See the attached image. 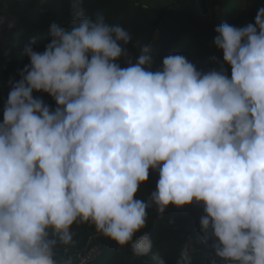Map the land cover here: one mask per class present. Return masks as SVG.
<instances>
[{
	"label": "clouds",
	"instance_id": "obj_1",
	"mask_svg": "<svg viewBox=\"0 0 264 264\" xmlns=\"http://www.w3.org/2000/svg\"><path fill=\"white\" fill-rule=\"evenodd\" d=\"M81 5L72 0L70 27L51 25L44 52L26 48L30 65L4 107L0 264H75L57 249L67 252L73 225L85 223L146 256L151 237L137 234L148 209L162 216L194 202L217 257L264 264V7L255 25L215 29L229 78L223 65L205 73L179 54L152 71L151 44L122 68L129 32ZM34 92L50 95L55 110ZM150 169L159 179L145 201L137 194ZM190 248L176 264H190Z\"/></svg>",
	"mask_w": 264,
	"mask_h": 264
},
{
	"label": "trees",
	"instance_id": "obj_2",
	"mask_svg": "<svg viewBox=\"0 0 264 264\" xmlns=\"http://www.w3.org/2000/svg\"><path fill=\"white\" fill-rule=\"evenodd\" d=\"M198 8L200 19H212L208 0H193ZM84 15L95 18L102 14L109 24H119L131 36V43H121L125 55L116 61L122 68L128 67L129 62L135 64L140 51L138 48L151 44L166 15L164 9L146 7L139 0H82ZM77 9L72 7V0H0V123L3 122L4 107L9 92L15 82L22 77L20 73L30 65L26 48L31 47L36 52H44L51 43V25L56 23L70 27ZM12 26L9 27V21ZM33 39L35 43H32ZM34 98L43 101L55 110L57 104L47 93L34 92ZM159 179L158 171H149V179L140 186L138 198L147 201L156 190ZM206 215L202 204L193 203L178 208L170 205L161 216L155 205L148 209L146 227L152 240V250L146 256H136L130 247H120L105 236L98 237L96 242L101 246V254L89 264H154L152 257L160 256L165 264H176L181 258V250L190 244V264H228L215 255L213 244L215 238L203 241L200 218ZM74 243L57 249V258L71 256L75 264H79L78 255L88 246L89 238L98 233L90 223L74 224Z\"/></svg>",
	"mask_w": 264,
	"mask_h": 264
},
{
	"label": "water",
	"instance_id": "obj_3",
	"mask_svg": "<svg viewBox=\"0 0 264 264\" xmlns=\"http://www.w3.org/2000/svg\"><path fill=\"white\" fill-rule=\"evenodd\" d=\"M146 7L164 9L166 15L160 25L152 47V67L154 70H162L163 58L172 55L176 47L182 42V38L191 34L197 40L214 52L219 65H223L229 78H231V66L223 59V51L214 43L218 33L215 29L221 25L220 8L212 19H200L198 8L193 0H139ZM264 5V0H260Z\"/></svg>",
	"mask_w": 264,
	"mask_h": 264
},
{
	"label": "rangeland",
	"instance_id": "obj_4",
	"mask_svg": "<svg viewBox=\"0 0 264 264\" xmlns=\"http://www.w3.org/2000/svg\"><path fill=\"white\" fill-rule=\"evenodd\" d=\"M207 4L210 13L214 15L220 8L221 25L227 23L237 28L246 27L248 24L255 25L258 9L264 7L260 0H208ZM176 54L184 56L198 71L206 73L220 69L217 60L215 62L212 60V57H215L212 49L203 46L193 34L182 38V42L172 55ZM150 70L155 71L152 66Z\"/></svg>",
	"mask_w": 264,
	"mask_h": 264
},
{
	"label": "built area",
	"instance_id": "obj_5",
	"mask_svg": "<svg viewBox=\"0 0 264 264\" xmlns=\"http://www.w3.org/2000/svg\"><path fill=\"white\" fill-rule=\"evenodd\" d=\"M9 24L12 25V20L9 21ZM102 236L104 235L96 233L89 238L87 248L78 255L79 264H81V261L83 262V264H89L101 254V246L96 242V239Z\"/></svg>",
	"mask_w": 264,
	"mask_h": 264
}]
</instances>
